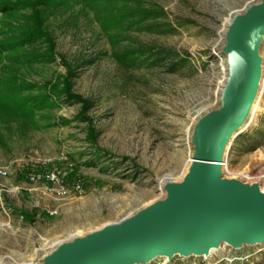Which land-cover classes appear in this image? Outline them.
<instances>
[{
  "label": "rangeland",
  "instance_id": "374dc122",
  "mask_svg": "<svg viewBox=\"0 0 264 264\" xmlns=\"http://www.w3.org/2000/svg\"><path fill=\"white\" fill-rule=\"evenodd\" d=\"M147 1L164 9L160 25L136 28L117 46L82 4L48 10L56 56L24 68L21 80L40 87L71 66L72 91L92 107L83 118L81 103L62 100L37 114L41 128L3 129L0 168L7 175L0 176V264H42L58 246L51 243L138 213L166 197L165 178L181 182L188 172L194 127L221 106L228 77L223 47L232 23L227 22L262 1ZM42 42L28 51H46ZM261 45L264 60V39ZM127 48L141 53L139 61L116 58ZM252 118L228 145L222 176L257 182L264 190V101L248 123ZM92 131L96 138H90ZM54 169L63 172L60 193L56 187L50 191L52 183L29 179ZM78 182L80 192L74 189ZM146 264H264V243L241 249L223 244L211 256L158 257Z\"/></svg>",
  "mask_w": 264,
  "mask_h": 264
},
{
  "label": "water",
  "instance_id": "95a60500",
  "mask_svg": "<svg viewBox=\"0 0 264 264\" xmlns=\"http://www.w3.org/2000/svg\"><path fill=\"white\" fill-rule=\"evenodd\" d=\"M261 1L235 15L227 29L221 106L197 121L184 179L167 182L166 197L138 213L61 243L42 264H146L158 257L209 256L223 244L241 249L264 243V190L222 176L226 146L241 133L263 76Z\"/></svg>",
  "mask_w": 264,
  "mask_h": 264
},
{
  "label": "trees",
  "instance_id": "16d2710c",
  "mask_svg": "<svg viewBox=\"0 0 264 264\" xmlns=\"http://www.w3.org/2000/svg\"><path fill=\"white\" fill-rule=\"evenodd\" d=\"M82 4L94 13L111 43L117 46L136 28L159 26L164 9L147 0H0V137L5 127L41 128L36 120L39 112L54 108L62 100L82 104V117L92 107L90 100L72 91L73 67L66 74H56L53 80L36 87L21 80L24 68L33 63H44L55 58L54 38L47 26L48 10L59 4ZM29 10L30 14H21ZM3 35L1 36V34ZM47 44L44 52L28 51L29 47ZM123 63L139 61L141 53L127 48L115 54ZM37 92H33L34 88ZM90 138H96L94 132Z\"/></svg>",
  "mask_w": 264,
  "mask_h": 264
},
{
  "label": "built area",
  "instance_id": "2783aa9c",
  "mask_svg": "<svg viewBox=\"0 0 264 264\" xmlns=\"http://www.w3.org/2000/svg\"><path fill=\"white\" fill-rule=\"evenodd\" d=\"M7 172L5 170H2L0 168V176H6ZM32 182H36V181H44L47 183H52L53 184V188H51L50 191H55L56 192V188H57V193H60V189H64V176H63V172L61 170H50V171H42V172H36V174L32 175L29 178ZM56 187V188H55ZM74 189L77 192L82 191L83 189V185L81 182H78L76 184V186L74 187ZM66 191V190H65ZM65 191H61L65 192Z\"/></svg>",
  "mask_w": 264,
  "mask_h": 264
},
{
  "label": "bare ground",
  "instance_id": "6f19581e",
  "mask_svg": "<svg viewBox=\"0 0 264 264\" xmlns=\"http://www.w3.org/2000/svg\"><path fill=\"white\" fill-rule=\"evenodd\" d=\"M231 22H232L231 20H228L227 25H229ZM226 75H227V73H226ZM227 76H228V75H227ZM259 88H260V89H259V91H258V94H257V96H256V98H255V100H254V102H253V105H252V108H251L250 114H249V116H248V119L246 120V122L244 123V125L241 127V128H243V129H245L247 126H249L250 124H252V122L255 120V118H252V121L248 123L249 117L255 115V114L259 111L260 106H261V104H262L263 101H264V76L262 77V79H261V81H260ZM250 126H251V125H250ZM231 141H232V139L230 140V142H231ZM230 142H229V144H230ZM229 144H228V145H229ZM228 145L226 146L227 149L229 148ZM227 149H226V151H227ZM226 154H227V153H226ZM225 156H226V155H224V160H223V162L225 161ZM224 165H227V162H224L223 166H224ZM241 174H242V173H239L238 176L241 175ZM165 179H166V184H167V182H171V178L167 177V178H165ZM162 189H165V186H164V185H162ZM57 245H59V243L53 242V243H51V248H53V247H55V246H57ZM214 250H215V249H213V251H214ZM213 251L211 252V254H210L209 256H211V255L213 254Z\"/></svg>",
  "mask_w": 264,
  "mask_h": 264
},
{
  "label": "crops",
  "instance_id": "0c3cea01",
  "mask_svg": "<svg viewBox=\"0 0 264 264\" xmlns=\"http://www.w3.org/2000/svg\"><path fill=\"white\" fill-rule=\"evenodd\" d=\"M25 189H31V190H33V189H36V188H30V187H29V188H25Z\"/></svg>",
  "mask_w": 264,
  "mask_h": 264
}]
</instances>
